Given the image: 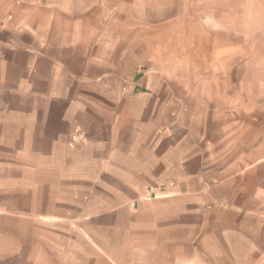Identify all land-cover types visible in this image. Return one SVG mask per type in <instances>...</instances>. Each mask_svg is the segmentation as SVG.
Here are the masks:
<instances>
[{
	"label": "crops",
	"instance_id": "1",
	"mask_svg": "<svg viewBox=\"0 0 264 264\" xmlns=\"http://www.w3.org/2000/svg\"><path fill=\"white\" fill-rule=\"evenodd\" d=\"M178 1L169 25L241 33L240 0ZM129 3L0 0V264H264V132L162 153L158 93L113 75Z\"/></svg>",
	"mask_w": 264,
	"mask_h": 264
},
{
	"label": "rangeland",
	"instance_id": "2",
	"mask_svg": "<svg viewBox=\"0 0 264 264\" xmlns=\"http://www.w3.org/2000/svg\"><path fill=\"white\" fill-rule=\"evenodd\" d=\"M240 1L241 33L224 36L188 27L185 19L169 25L171 18L164 16L168 15V3L176 0H145L139 25L132 20L134 5H127L130 19L126 29L133 48L125 52L129 53L127 64L114 67L113 75L128 82L125 87L137 75L142 82L134 91L154 89L158 93L162 153L168 139L191 146L203 133V141H215L218 124L232 129L231 124L240 123L242 135L249 124L256 126L258 137L264 132V0ZM180 5L177 0L175 7ZM153 14H161L160 19L155 20ZM227 20L225 25L231 22ZM113 34V40L118 41L115 38L119 36ZM221 45L224 50L217 52ZM155 100L146 99L145 103L152 106ZM68 140L70 145L71 134ZM200 145L197 142L195 146Z\"/></svg>",
	"mask_w": 264,
	"mask_h": 264
},
{
	"label": "built area",
	"instance_id": "3",
	"mask_svg": "<svg viewBox=\"0 0 264 264\" xmlns=\"http://www.w3.org/2000/svg\"><path fill=\"white\" fill-rule=\"evenodd\" d=\"M82 140H84V137H83V134L79 131H74L72 134H71V141H70V145H73L75 143H78V142H81ZM159 189L156 188V187H150L148 189V193L151 194V195H155V193L158 191Z\"/></svg>",
	"mask_w": 264,
	"mask_h": 264
}]
</instances>
